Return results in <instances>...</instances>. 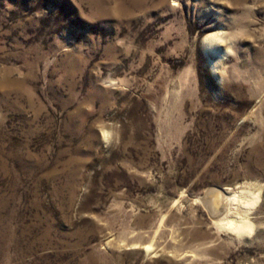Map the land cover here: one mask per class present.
<instances>
[{
    "label": "rangeland",
    "instance_id": "374dc122",
    "mask_svg": "<svg viewBox=\"0 0 264 264\" xmlns=\"http://www.w3.org/2000/svg\"><path fill=\"white\" fill-rule=\"evenodd\" d=\"M0 264H264V0H0Z\"/></svg>",
    "mask_w": 264,
    "mask_h": 264
},
{
    "label": "bare ground",
    "instance_id": "6f19581e",
    "mask_svg": "<svg viewBox=\"0 0 264 264\" xmlns=\"http://www.w3.org/2000/svg\"><path fill=\"white\" fill-rule=\"evenodd\" d=\"M208 42H209V45H210V43L213 44V42H214V38H211ZM218 190H219V189H218ZM219 192H220V191H219ZM221 192H222V191H221ZM209 195H210V194H209ZM221 196H222V195H221ZM214 199H216L215 202H214V206L217 207V208H218V207L220 208V204L217 202V199L219 200L220 198H215V197H214ZM223 199H224V198H223ZM223 199H222V200H223ZM226 201H227V200H226ZM221 202H222V201H221ZM223 203H224V202H223ZM224 205H225V204H224ZM221 207H222V206H221ZM222 208H223V207H222ZM217 210H218V209H217ZM214 211H215V210H214ZM223 211H224V210H223ZM224 212H225V211H224ZM222 213H223V212H222ZM147 249H148V248H147ZM147 249H146V250H147Z\"/></svg>",
    "mask_w": 264,
    "mask_h": 264
}]
</instances>
